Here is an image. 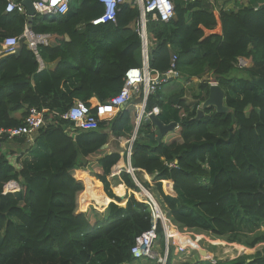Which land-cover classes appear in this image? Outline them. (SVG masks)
Returning a JSON list of instances; mask_svg holds the SVG:
<instances>
[{"label":"trees","instance_id":"1","mask_svg":"<svg viewBox=\"0 0 264 264\" xmlns=\"http://www.w3.org/2000/svg\"><path fill=\"white\" fill-rule=\"evenodd\" d=\"M170 1L173 20L147 23L155 40L149 65L164 74L176 57L182 88L166 99L161 85L147 98L145 110L157 109L164 125L175 123L177 136L165 141L171 131L158 142L147 136L151 126L141 120L131 168L173 226L224 240L230 243L226 249L238 244L253 249L264 244V91L253 84L264 79V5L215 15L212 1ZM102 12L99 0H71L60 17L29 18L5 13L0 0V42L20 36L27 26L35 34L49 35V45L39 47L42 61H58L55 71H38L35 56L22 42L16 55L0 59V129L21 127L30 108L43 111L49 121L15 164L0 138V264H130L136 238L153 224L152 209L141 202L140 188L128 173L120 178L139 201L131 195L123 207L114 202L94 206L92 201L104 206L110 200L94 195L88 180L90 174L109 198L120 202L107 177L119 157L102 148L107 143L102 132L123 136L127 125L133 127V108H121L112 122L100 120L97 131L75 136L73 124L60 117L76 100L90 106L94 97L105 104L123 87L125 72L140 67V38L134 29L138 8L122 4L115 24L92 26L90 21ZM238 59L248 65L240 69L244 77L232 75L239 70ZM205 76L215 78L224 90L228 112L219 114L210 107L196 120L208 97L209 85L200 81ZM193 78L198 81L191 94ZM92 113L98 117L94 109ZM138 170L151 176L152 185ZM10 182L20 189L3 194ZM115 191L123 195L122 187ZM156 232L164 245L160 220ZM170 234L174 239L178 235L174 229ZM177 253L169 248L165 264L207 260L198 248ZM195 253L197 261H189ZM175 259L179 262L173 263ZM217 264H264V247Z\"/></svg>","mask_w":264,"mask_h":264},{"label":"built area","instance_id":"2","mask_svg":"<svg viewBox=\"0 0 264 264\" xmlns=\"http://www.w3.org/2000/svg\"><path fill=\"white\" fill-rule=\"evenodd\" d=\"M5 2V13L18 12L26 14V9L23 4L24 0H3ZM197 0H189L194 3ZM215 2V0H206ZM71 0H31L35 14L42 17L57 18L67 13ZM130 3L135 5L139 10V19L136 23V32L140 38V57L141 66L128 69L124 74V84L119 93L106 101L107 106L114 109H121L128 105L135 95H141L143 104L141 105L140 113L136 121V127L140 124L142 118L150 119L151 116L157 115L159 111L154 109L152 112H146V101L150 95H153L162 83L167 82L173 78H179V74L175 70L176 57H172L170 69L161 74L150 68V47L154 44V38L150 36L147 30V23L149 20L158 21L161 23H169L175 18L174 6L170 0H99L103 12L102 14L90 21L92 26H99L108 23H116L117 12L122 4ZM257 8H255L256 10ZM27 16V14H26ZM49 35L35 34L27 26H25L23 33L20 36H7L0 42V59L7 56L16 55L19 45L22 42L26 48L33 53L38 64L39 70L44 68L43 61L40 57L39 47H46L49 45ZM237 67L239 69L247 68V63L238 59ZM211 79V78H209ZM207 79V80H209ZM200 81H204L201 79ZM197 82V80L195 81ZM209 86L217 85V82L206 83ZM93 107L88 106L84 102L75 101L66 113L60 115L63 120L71 122L77 130L92 131L98 128L100 118L92 113ZM57 115V113H54ZM44 112L36 108H30L28 115L25 118L24 124L18 128L0 129V138L6 142H13L15 139L26 138L32 141L38 135L39 130L45 127L48 123ZM176 128V127H175ZM137 129V128H136ZM135 137L132 138L134 141ZM130 154V148H129ZM12 163L11 160H9ZM14 164V163H13ZM127 172L132 174L133 169L129 165ZM19 186L15 182H10L4 187L3 194L13 193L18 191ZM147 201H150L149 203ZM150 207H154L156 216L150 230L141 234L136 238L134 246L131 248V255L134 259H155L158 264H165L167 254L170 246H177L174 238L170 234L174 229L166 216L161 214L157 203L153 202L152 197H147L144 201ZM152 204V206L150 205ZM154 214V212H153ZM160 220L163 230L164 240V254L159 256L154 246L159 236L156 232V221ZM186 247H178L180 252Z\"/></svg>","mask_w":264,"mask_h":264},{"label":"crops","instance_id":"3","mask_svg":"<svg viewBox=\"0 0 264 264\" xmlns=\"http://www.w3.org/2000/svg\"><path fill=\"white\" fill-rule=\"evenodd\" d=\"M263 5H264V0H215V2H214L215 12L214 11L213 12L215 13V15H217V13L219 11H226L227 12V11L235 10V9H237L239 7H249V6H251V7H253L255 9V8H259V7L263 6ZM132 7H136V6L132 5ZM135 27H134V29L136 31ZM80 28H83V25H81ZM215 33L220 34V30L215 31ZM151 37H153V36H151ZM64 41L68 42L69 38L67 36H65L64 37ZM154 43H155V40H154ZM141 61L142 60H141V57H140V66H141ZM43 64H44V68L42 69V71L53 72L57 68L58 61L57 62L56 61H54V62H49L48 61L46 63L43 62ZM38 66H39V64H38ZM38 71H41V70H39V68H38ZM205 78L209 79L210 77L205 76L202 79H205ZM173 79H175V78H173ZM173 79H170L167 82H164L162 84V85L165 84V86L167 87L166 89H163V92H162L166 99H168L169 97L175 95L178 92V90L182 88V86L179 85V84H178V86H175V85L171 84V80H173ZM196 80L198 81V79L193 78L191 80V82L195 84ZM186 97L187 96L185 95V98ZM142 99L143 98H142L141 95H135L133 100L128 105H126V106H124L122 108V109H126V108H129V107L133 108V122H131L133 127L130 126V125H127L122 130V135L123 136L115 137L113 135V132L111 130H109V129H107L106 131H103V132L101 131L103 134L107 135V143L102 148L106 149L109 152V154H111V155L114 154V155H117L119 157V160L117 161V163L113 167H111L110 175H108L107 177H108V180L110 181V184H111L110 188H111L112 194L116 198H119L120 202H117L114 198H109L106 195V193L104 192L103 186H102V184L99 181H97L99 183V185H98L95 182L96 180L90 181V179L88 178V180L90 181V185L92 187L91 188L92 189L91 192L94 195H96L97 197L104 196V197H107L110 200V202L107 205H104V206H100V205L96 204L94 201L90 200V201H92L94 203L93 205H97L99 208L107 207L111 202H114L115 204H118V205L121 204V207H123L125 202H126V200H127V198H129L131 195H133L135 197V193H137V192H135V191H133V190H131V189L126 187V185L124 184V182L120 178V174L122 172L128 173L127 172V168H128L129 165L131 166V149H132V144L134 142V141H132V138L136 137L138 127L140 126V125H138L136 127V121H137V118H138V114L140 113L139 111L141 110V105L143 104V100ZM76 101H78V100H76ZM89 104H90V106L93 107L94 111L97 112V115L101 119V121L112 122L116 118V116L119 114V112L121 111V109L117 110V109H114V108L103 106L104 104L101 105L97 101V99L94 98V97L91 98V100L89 101ZM105 104H106V102H105ZM145 105H146V103H145ZM142 120L145 123L148 122L150 124L151 133H152L153 131H152V125H151L150 119H145V117H144V118H142ZM129 127H132V129H130ZM97 130H98V128L95 129V130H92V131H97ZM71 131H72V136H75V134L77 132H88V131L77 130L74 127V125H73ZM150 134H148L147 136L149 137ZM37 136L32 141H30L29 139L25 138L24 142H22V143H16L14 141L11 142V143L10 142L4 143L2 145V148L4 150H6L9 160H11L12 163L15 164L16 158L18 156H20L21 153H23L24 155H27L26 152H27L28 148H31L34 145V142H36ZM129 148H130V154H129ZM138 171L141 173L140 177H142L143 180L147 181L150 185H152L151 176H149L148 174H146L143 171H140V170H138ZM133 173H134V170H133ZM128 174L132 178V174H130V173H128ZM132 180H133V178H132ZM82 182L86 186V183H85L86 180L82 181ZM94 187H96V188H94ZM119 187L123 188V195L122 196L118 195L116 193V191H115ZM138 187H140V186L138 185ZM19 189H20V186H19ZM138 194H140V192H138ZM137 201H139V200H137ZM161 245H162V248H160V246L159 247L157 246L158 247L157 251L155 250V252L159 256L160 255L163 256L162 249L164 251V245H163L162 242H161ZM160 251H161V253H160ZM208 260H210V259H208ZM130 264H151V262L148 261L147 259H138V260L135 259L134 262H132ZM156 264H158V263L156 262Z\"/></svg>","mask_w":264,"mask_h":264},{"label":"rangeland","instance_id":"4","mask_svg":"<svg viewBox=\"0 0 264 264\" xmlns=\"http://www.w3.org/2000/svg\"><path fill=\"white\" fill-rule=\"evenodd\" d=\"M239 69V68H237ZM232 75L234 76H243L244 75L242 74V71H240V69L238 71H236L235 73H232ZM208 78H205L204 81L206 83L208 82H216L215 78H211L209 80H207ZM175 80V81H174ZM182 78H175L173 80H171V84L175 85V86H178L179 85H182ZM167 87L165 86V84L162 86V88L160 89L162 92H163V89H166ZM191 94H194L196 92V87H195V84H192V87H191ZM177 136V133L176 132H171L169 133L164 139L165 141H170L171 138H175ZM134 173H132V178L133 180L135 181V183L137 184V186L139 185L140 187V194L139 197L140 199H142L141 202H144L145 199L148 197L151 196L152 199H153V202L155 201L157 203V207L160 209L159 211H161V214L165 211H162V209L160 208V205L159 203L156 201V199L147 191L146 188H144L137 180L136 176L133 175ZM90 176V174H88ZM88 178L90 179V181L94 180V178H91V176ZM142 178V177H141ZM143 179V178H142ZM111 180V179H110ZM85 181V180H84ZM97 191V190H96ZM147 192L148 195L146 196V194L144 193ZM102 192V191H101ZM132 194V193H131ZM136 198V196H135ZM137 199V198H136ZM148 203L150 201H147ZM94 204V203H93ZM121 206V204H119ZM152 206V204H150ZM94 206H97V205H94ZM98 207V206H97ZM152 209V214L154 212V214L152 215L153 216H156V212L154 211V207L152 206L151 207ZM163 215V214H162ZM164 216V215H163ZM155 217H153V220H154ZM173 226V225H172ZM174 227V230L175 232L178 233V235H180L181 237H184V238H188V239H191L194 241V243H196V246L198 248V252L199 250L201 251H204L206 252V256L203 257L202 255L201 257L204 258V259H207L206 261H202L200 262L199 264H217L218 262H227V261H231L232 259H235V258H238L239 256H242V255H247V256H250V255H253L254 253H256V251L258 250H261L263 247H264V244H259L257 245L255 248L253 249H248L246 247H243L241 245L238 244V246L236 245V247H233L232 248H229V249H226L225 248V244H227L228 242L224 241V240H215L214 238H212V236L208 235V234H204V233H197L195 231H187V230H180L178 229L176 226H173ZM175 240V239H174ZM161 242L162 240L159 238L158 241H156L155 243V246H154V250L157 251V248L160 246V248H162V245H161ZM226 242V243H225ZM230 243H228L227 245H229ZM158 246V247H157ZM179 246H171L169 247L170 248V252H172V254H176L178 251H177V248ZM161 253V251H160ZM162 253L164 254V251L162 249ZM179 254V252L177 253ZM185 253L181 254V255H184ZM168 255V254H167ZM198 259V255L195 253L193 254V256L191 258H189V261H192V262H196ZM208 259H212V260H208ZM148 261L151 262V264H156V260L157 258L155 259H147ZM178 259H175L173 260V263H177L179 261H177ZM210 263H209V262ZM181 262V261H180Z\"/></svg>","mask_w":264,"mask_h":264},{"label":"water","instance_id":"5","mask_svg":"<svg viewBox=\"0 0 264 264\" xmlns=\"http://www.w3.org/2000/svg\"><path fill=\"white\" fill-rule=\"evenodd\" d=\"M23 4L26 8L27 16L29 18H33L36 14L33 9L31 0H24ZM253 84L259 89L264 91V79L260 78V79L254 80ZM210 107H213L215 111L219 114H225L226 112H228V108L225 106V92L218 85L209 86L208 97L201 104V108L198 111V114L195 119L199 120L203 116V111ZM157 116L153 115L150 117L153 132L149 135V137L156 139L158 142H160L163 139L164 135H166L168 132H171L175 129L176 125L175 123L164 125L158 120ZM199 253L202 254L203 257L206 256V252L204 251L199 250Z\"/></svg>","mask_w":264,"mask_h":264},{"label":"bare ground","instance_id":"6","mask_svg":"<svg viewBox=\"0 0 264 264\" xmlns=\"http://www.w3.org/2000/svg\"><path fill=\"white\" fill-rule=\"evenodd\" d=\"M146 196L148 195L147 192L144 191ZM149 197V195H148ZM151 197V196H150ZM156 204V203H155ZM175 242L180 246V247H191V248H197L196 244L188 238L181 237L180 235L175 236Z\"/></svg>","mask_w":264,"mask_h":264},{"label":"clouds","instance_id":"7","mask_svg":"<svg viewBox=\"0 0 264 264\" xmlns=\"http://www.w3.org/2000/svg\"><path fill=\"white\" fill-rule=\"evenodd\" d=\"M218 85V84H217Z\"/></svg>","mask_w":264,"mask_h":264}]
</instances>
